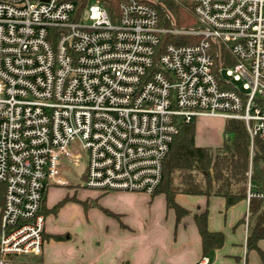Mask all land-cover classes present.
Segmentation results:
<instances>
[{"label":"built area","instance_id":"2783aa9c","mask_svg":"<svg viewBox=\"0 0 264 264\" xmlns=\"http://www.w3.org/2000/svg\"><path fill=\"white\" fill-rule=\"evenodd\" d=\"M179 1L197 27L163 25L160 0H120L114 18L99 0L80 13L72 0H0V264H42L45 191L83 155L85 187L151 195L199 116L243 120L264 149V0ZM166 34L196 40L160 51ZM252 173L247 203L264 200Z\"/></svg>","mask_w":264,"mask_h":264},{"label":"crops","instance_id":"0c3cea01","mask_svg":"<svg viewBox=\"0 0 264 264\" xmlns=\"http://www.w3.org/2000/svg\"><path fill=\"white\" fill-rule=\"evenodd\" d=\"M196 120L192 122L195 144L211 148L222 146L224 139L216 143L211 138L202 137L198 133ZM220 126L223 134L224 123ZM47 191L48 188L41 208L45 216L44 248L40 257L43 264H121L125 260L129 264H196L203 251L193 214L204 211H207L209 230L221 232L224 236L222 247L204 254L209 259L208 264H264V238L257 242V249L246 247L250 218L251 221L253 218L250 217V202L242 200L226 208L225 200L220 196L176 193L175 202L189 211V214L177 220L174 209L167 206L162 193L152 196L134 194L138 192H106L100 196L102 204L103 199L111 193L129 201L133 195H137L153 209L142 216V210L136 206L122 209L104 203L103 207L120 219L105 216V221L110 225L97 231V227L90 225L87 211L84 210L80 220L79 217L72 219L74 215L63 213L75 201H67L57 213L48 212L53 205L65 196L71 197L73 193L68 195L66 190L60 191V196L49 203ZM95 192L97 196L99 193ZM63 219L67 222L63 223ZM77 221L80 226L76 224ZM120 223L124 224L123 227Z\"/></svg>","mask_w":264,"mask_h":264},{"label":"trees","instance_id":"16d2710c","mask_svg":"<svg viewBox=\"0 0 264 264\" xmlns=\"http://www.w3.org/2000/svg\"><path fill=\"white\" fill-rule=\"evenodd\" d=\"M76 6V12H82L93 0H72ZM120 0H99L101 5L114 18L118 12ZM158 8L160 22L169 25L171 22L177 26L197 27L199 24L193 13L190 1L160 0ZM188 43L194 42L195 38L187 36H173L166 34L160 44V51L163 44L168 42L178 43V41ZM184 40V41H182ZM229 45L220 43L221 56L227 58L228 63L234 64L229 50ZM159 52V51H158ZM264 105V102L261 103ZM223 144L220 147L211 148L197 146L194 141L193 123L183 124L174 137L170 149L163 161L162 180L154 193H162L165 196L168 207L174 209L176 218L189 214V211L179 206L175 200L176 193L192 195H206L207 197L220 196L225 200V207L228 208L241 201L246 194L247 170L250 161V151H252L251 161H257L264 173V149L258 138H254L256 148L250 147V136L243 120L228 118L225 119L223 128ZM85 178V173L83 175ZM251 182L255 188H264L259 178L252 173ZM3 186L0 185V206L3 202ZM70 197L65 196L48 212L57 213ZM84 209L101 206L98 199L83 202ZM251 218L246 240L247 249H257V242L264 238V200L252 199L250 201ZM105 215L116 218L120 217L108 209L101 206ZM204 255L206 252L222 247L224 236L221 232L210 231L207 225V211L193 214ZM243 221V220H242ZM124 224L120 223L123 227ZM41 262L40 257L38 258ZM42 263V262H41ZM43 264V263H42ZM121 264H129L128 260Z\"/></svg>","mask_w":264,"mask_h":264},{"label":"rangeland","instance_id":"374dc122","mask_svg":"<svg viewBox=\"0 0 264 264\" xmlns=\"http://www.w3.org/2000/svg\"><path fill=\"white\" fill-rule=\"evenodd\" d=\"M194 27V26H193ZM191 38V37H188ZM184 41V40H182ZM224 61V60H223ZM228 63V60H225L226 64ZM223 120V121H222ZM197 130L198 133L206 138H211L213 142H218L219 140L221 141L223 139V134L221 132V126L224 122V118H217V117H209V116H201L197 117ZM255 141H252L250 139V147L252 146L256 148V144H254ZM76 152V151H75ZM251 155L252 151H250V161L248 165V170L246 174L249 171V168L251 167V164L253 163L251 161ZM65 170L62 173V177L65 178L66 183L65 184H55L54 186H49L48 191H47V201L54 202L56 198H58V195L60 196V191L62 192L63 190H66L68 195L72 192V196L70 197V201H75V203L69 205L65 211H63L64 214L68 216H72V219L76 217H79V220L82 218V215H84L83 212L87 211V215L89 216L90 220L89 223L90 225H93L94 227H97V231H101L105 229L106 225H110L108 222L105 221V213L101 210V206H104V203L108 206H114L118 208H126L128 206H136L137 209L142 210V216L149 210L152 211L153 207L150 206L148 203L143 201L141 198H139L137 195H133L131 197V201L129 200H123L119 199L116 195L111 193L108 195L105 199H103V204L102 199H100V196L106 194V192H102L99 190L95 189H90L85 187L84 184V169H85V155L82 156V158L78 161L76 165L69 164L67 163V166H64ZM248 179V176H247ZM247 183V182H246ZM57 186V187H55ZM95 191H98V195L95 196L94 194L96 193ZM116 192V191H115ZM125 192V191H123ZM142 192L134 193V194H139ZM145 194V193H144ZM98 199V202L101 206H95V207H90L88 209H84L83 207V202H88V200L92 199ZM139 198V199H138ZM242 200H245L243 198ZM241 200V201H242ZM106 208V207H104ZM85 210V211H84ZM54 213V212H53ZM110 217V216H108ZM63 223H66L64 219L62 220ZM75 222V221H74ZM76 224L80 226V222L77 221ZM136 226V224H134ZM137 229V226H136Z\"/></svg>","mask_w":264,"mask_h":264},{"label":"water","instance_id":"95a60500","mask_svg":"<svg viewBox=\"0 0 264 264\" xmlns=\"http://www.w3.org/2000/svg\"><path fill=\"white\" fill-rule=\"evenodd\" d=\"M252 172L254 175H256L259 178L261 184L263 185L264 184V173L257 161H254L252 163Z\"/></svg>","mask_w":264,"mask_h":264}]
</instances>
